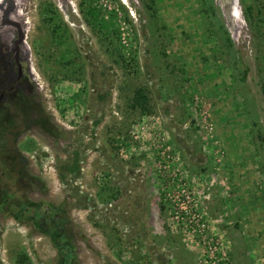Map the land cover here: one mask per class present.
Masks as SVG:
<instances>
[{
  "label": "rangeland",
  "instance_id": "rangeland-1",
  "mask_svg": "<svg viewBox=\"0 0 264 264\" xmlns=\"http://www.w3.org/2000/svg\"><path fill=\"white\" fill-rule=\"evenodd\" d=\"M237 7L0 0V264H264V0Z\"/></svg>",
  "mask_w": 264,
  "mask_h": 264
},
{
  "label": "trees",
  "instance_id": "trees-1",
  "mask_svg": "<svg viewBox=\"0 0 264 264\" xmlns=\"http://www.w3.org/2000/svg\"><path fill=\"white\" fill-rule=\"evenodd\" d=\"M91 13L94 12V10L92 8H90L89 10ZM246 16H247V19L248 21L251 22V19L254 17V14H253V9L252 7H249L246 12H245ZM133 102H134V105L141 108L144 112H149V98H148V95L147 93L143 90V89H139L135 92V96H134V99H133ZM49 212V210H48ZM38 211L35 212V214H37ZM33 216V215H31ZM45 216V214H44ZM65 235V234H64ZM66 236V235H65ZM69 248H67L68 250ZM67 250L64 249V247H62V250H61V254H66L67 253ZM63 259V263L62 264H73V261H74V257L72 255H69V256H66V257H62Z\"/></svg>",
  "mask_w": 264,
  "mask_h": 264
},
{
  "label": "water",
  "instance_id": "water-1",
  "mask_svg": "<svg viewBox=\"0 0 264 264\" xmlns=\"http://www.w3.org/2000/svg\"><path fill=\"white\" fill-rule=\"evenodd\" d=\"M221 3L224 4L225 13L229 20V25L232 26V9H233V3H235V0H221ZM231 15V16H230Z\"/></svg>",
  "mask_w": 264,
  "mask_h": 264
},
{
  "label": "flooded vegetation",
  "instance_id": "flooded-vegetation-1",
  "mask_svg": "<svg viewBox=\"0 0 264 264\" xmlns=\"http://www.w3.org/2000/svg\"><path fill=\"white\" fill-rule=\"evenodd\" d=\"M23 77H24V76L22 75V73H21V69H20V74H19V75H18V74L16 75V74L13 73V74H12V77H11L12 80L8 81V83H15L14 86L17 87V86H18V85H17L18 82H19L20 80H22ZM11 87H13V86H11ZM15 87H14V88H15ZM18 87H19V86H18ZM46 214H49L48 210L45 212V215H46ZM44 219H45V221H47L46 218H44ZM47 219H48V218H47ZM53 224H54V223H53L52 221H51V222H48V225H50V228L53 226ZM62 237H63V235H62ZM61 245H65V244H64V243H61ZM65 246H66V245H65Z\"/></svg>",
  "mask_w": 264,
  "mask_h": 264
},
{
  "label": "bare ground",
  "instance_id": "bare-ground-1",
  "mask_svg": "<svg viewBox=\"0 0 264 264\" xmlns=\"http://www.w3.org/2000/svg\"><path fill=\"white\" fill-rule=\"evenodd\" d=\"M238 2H239V0H235V3H233V9H232V12H233V14H235V12H236V9L238 8L237 7V5H238ZM224 5V4H223ZM224 7V6H223ZM225 9V8H224ZM239 10V9H238ZM238 10H237V12H238ZM236 15V14H235ZM234 15V16H235ZM231 16V15H230ZM231 20H233L234 21V17L232 16V19Z\"/></svg>",
  "mask_w": 264,
  "mask_h": 264
}]
</instances>
